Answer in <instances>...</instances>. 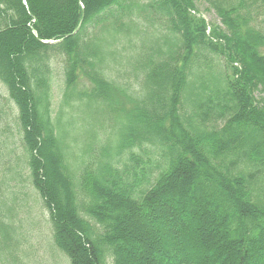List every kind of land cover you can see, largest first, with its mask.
<instances>
[{
    "label": "trees",
    "instance_id": "1",
    "mask_svg": "<svg viewBox=\"0 0 264 264\" xmlns=\"http://www.w3.org/2000/svg\"><path fill=\"white\" fill-rule=\"evenodd\" d=\"M260 19L264 0H0V85L14 107L0 118L66 264H264ZM54 73L66 108L102 112L117 93L128 108L86 121L76 147L72 113L51 114ZM14 169L0 168V253L28 213L11 204L23 198Z\"/></svg>",
    "mask_w": 264,
    "mask_h": 264
},
{
    "label": "rangeland",
    "instance_id": "2",
    "mask_svg": "<svg viewBox=\"0 0 264 264\" xmlns=\"http://www.w3.org/2000/svg\"><path fill=\"white\" fill-rule=\"evenodd\" d=\"M204 8L205 6H198L200 15L203 19H205L206 23H214L218 22L215 20L214 15L206 11ZM261 21V28L264 26ZM153 35V33H152ZM148 36V35H147ZM141 35H139L136 38V43L140 42L139 47L142 46V43L140 41ZM150 37H148L145 40V45L147 42L150 41ZM112 49V48H111ZM126 49V48H125ZM137 49L135 47H132L130 45V48L128 49V55H135L138 53V51L129 53L131 50ZM113 50V49H112ZM264 51V49H263ZM127 54V53H122ZM54 65V69H57L58 66ZM111 65L116 66L115 63H111ZM126 70H128V67L124 66ZM56 73V70H54ZM129 73V71H127ZM54 73L52 77V103H51V114L52 117H56L60 111H62V118H69L70 116L75 119L74 125H73V131L70 134L72 138H76V143L72 142L76 147H81L80 139L85 138V136H82L83 131H87L89 129V124H86V121H91L92 125L95 122V125L97 126H105L106 123L111 121V117L113 116V113H110V108L114 107L118 108L119 104H122L121 108H128V105L125 104V101L123 98L117 93L116 97H113L112 101L114 106H107L104 111L96 112L91 110V108H88L86 113L81 105L80 102H75L72 104V107L66 108L63 106L64 103V96L66 94V89L64 86V82L62 80V77L56 75ZM130 74V73H129ZM126 75V74H124ZM126 80H129L128 83L133 82V79L130 80L128 76H125L122 80L121 78H118L117 82L123 83ZM90 87L89 83L83 79L81 82H78L74 88V92H80L85 89H89ZM82 107V108H81ZM81 108V109H80ZM8 109L11 111L14 110L13 105L9 102L7 99L6 91L4 88L0 85V112L3 111L4 113H7ZM75 109H79L77 112H73ZM67 113H72L70 116L65 115ZM64 114V115H63ZM84 115L88 116L85 117ZM116 115V114H114ZM11 122V121H10ZM85 122V123H84ZM9 123V120L7 118L1 119L0 118V152L2 153L3 157V165H1V170H5L7 167L15 168L14 173L17 171L20 172V180L19 176H16L13 178V176L10 178V182H18L16 187H11V191H14L15 193L23 194V198L20 201L12 202V207L14 209H18L23 206V204L27 207V214H25L26 221L22 222V227L19 230L20 233V239L19 236L17 237L19 245L12 246L10 249L5 250L3 249V253H0V261H3V257L5 256L7 259V262L9 264H66L64 261V258L60 253H58L54 248H52L51 245V239H50V232H49V224H48V212L43 209V204L41 203L40 199L37 195L33 193L32 190H30L28 184L26 182H22L21 178L26 179V171L23 168V164L19 162V157L22 155V150L19 147V143L17 141V132L14 131V125H10L9 127H6V124ZM101 127V128H102ZM106 128V127H105ZM104 128V129H105ZM62 131H67V128L65 127H59ZM98 129V128H97ZM107 128L103 131L102 129L96 130V133L98 137L103 140V138L106 136ZM69 132V131H68ZM12 186V185H11ZM13 194H11L12 196ZM7 200L9 198H6ZM10 252L11 254H7ZM66 260V259H65Z\"/></svg>",
    "mask_w": 264,
    "mask_h": 264
},
{
    "label": "water",
    "instance_id": "3",
    "mask_svg": "<svg viewBox=\"0 0 264 264\" xmlns=\"http://www.w3.org/2000/svg\"><path fill=\"white\" fill-rule=\"evenodd\" d=\"M78 29H79V27H77V28L75 29V31H74L73 33H71L69 36L74 35V34L78 31ZM41 43L48 44V43H51V42H44V41H41Z\"/></svg>",
    "mask_w": 264,
    "mask_h": 264
}]
</instances>
